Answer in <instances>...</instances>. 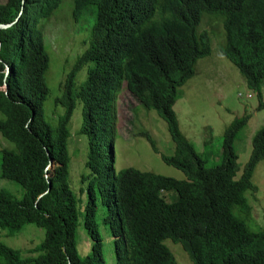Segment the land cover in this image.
I'll list each match as a JSON object with an SVG mask.
<instances>
[{
	"label": "trees",
	"instance_id": "16d2710c",
	"mask_svg": "<svg viewBox=\"0 0 264 264\" xmlns=\"http://www.w3.org/2000/svg\"><path fill=\"white\" fill-rule=\"evenodd\" d=\"M63 1L0 0V25L6 26L0 28V136L14 147L1 151L0 178L23 190L20 198L0 190V228L11 237L28 224L44 233L27 256L0 241V264H106L100 226L113 238L115 264H177L166 239L179 244L191 264H264V227H247L245 197L257 192L251 178L264 159V125L240 169L234 142L249 115L224 129L219 161L209 163L182 135L173 110L196 62L211 54L210 34L199 31L204 16L220 20V52L256 93V110H264V0H71V18H87L90 32L62 82L55 104L63 112L53 124L44 111L50 60L41 24ZM86 66V79L76 86ZM121 83L165 123L174 152L160 159L184 180L133 168L114 172L110 107ZM79 103V134L87 138L88 172L78 189L84 202L69 185V121ZM138 136L156 151L149 134ZM167 192L176 199L166 201ZM81 225L91 241L83 257L76 242Z\"/></svg>",
	"mask_w": 264,
	"mask_h": 264
},
{
	"label": "rangeland",
	"instance_id": "374dc122",
	"mask_svg": "<svg viewBox=\"0 0 264 264\" xmlns=\"http://www.w3.org/2000/svg\"><path fill=\"white\" fill-rule=\"evenodd\" d=\"M70 1L64 0L53 17L41 24L44 46L50 60L45 74L49 94L44 104V111L46 118L53 124L57 116L63 112L62 105L55 104V100L61 96L62 82L76 57L85 50V42L90 32L87 18H82L78 23L71 18V6L68 5ZM199 31H206L210 34L211 54L196 62L193 76L178 89V99L173 110L182 135L193 144L198 152L206 155L209 163L219 161L218 142L224 129L234 118H240L244 114L249 115L245 127L239 132L234 142V148L238 154L237 163L242 169L251 152L252 136L264 125V110H256L258 104L256 93L246 86L237 68L220 52V47L224 43L220 20L212 16H204ZM88 66L77 74L76 86L86 79ZM262 99L264 101V83ZM80 106V103L77 104L69 121L68 146L69 185L77 196H80L78 192L81 186L80 176L88 172L84 167L87 138L79 134ZM110 110L114 123L109 132V139L111 135L113 136L114 172L133 168L141 172L184 180V175L179 170L166 165L160 159L161 155L169 156L174 152V145L170 140L165 123L155 112L142 107L126 90L124 83H121ZM139 133L149 134L155 143V152L144 137L138 136ZM13 148L11 143L0 136V154L3 149ZM251 182L256 186L257 192L254 195L245 192L247 204L251 207V217L246 225L251 231H260L264 227V159L256 165ZM0 190L10 193L15 198H20L23 193L22 188L15 182L2 178H0ZM80 197L83 202L86 200V194ZM165 197L166 201L172 202L176 199V193L167 192ZM102 213L104 210L100 214ZM235 214L239 218H245L244 214L237 211ZM99 230L103 238L106 264H115L113 238L106 227L100 226ZM43 236V230L31 224L25 225L23 231L21 230L18 236L13 237L8 236L7 231L0 228V241L13 249L20 250L24 256H27L24 254L26 251L41 242ZM76 242L79 255L81 257L87 255L91 241L82 225L77 228ZM163 243L174 256L177 264H191L188 255L179 244L172 243L168 239Z\"/></svg>",
	"mask_w": 264,
	"mask_h": 264
},
{
	"label": "water",
	"instance_id": "95a60500",
	"mask_svg": "<svg viewBox=\"0 0 264 264\" xmlns=\"http://www.w3.org/2000/svg\"><path fill=\"white\" fill-rule=\"evenodd\" d=\"M4 27H6V26H4V25H0V28H4ZM6 72H8V69H6ZM51 166V163L49 164V167ZM69 264V263H68Z\"/></svg>",
	"mask_w": 264,
	"mask_h": 264
},
{
	"label": "built area",
	"instance_id": "2783aa9c",
	"mask_svg": "<svg viewBox=\"0 0 264 264\" xmlns=\"http://www.w3.org/2000/svg\"><path fill=\"white\" fill-rule=\"evenodd\" d=\"M238 97H240V94H238Z\"/></svg>",
	"mask_w": 264,
	"mask_h": 264
}]
</instances>
